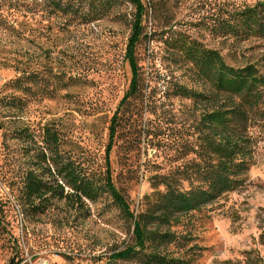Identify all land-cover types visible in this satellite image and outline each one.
<instances>
[{
	"label": "rangeland",
	"instance_id": "1",
	"mask_svg": "<svg viewBox=\"0 0 264 264\" xmlns=\"http://www.w3.org/2000/svg\"><path fill=\"white\" fill-rule=\"evenodd\" d=\"M89 3L102 5L101 0H81L78 5L86 7ZM214 3L170 0L168 5L175 16L173 38L184 34L219 51L228 64L250 63L264 75V40L222 41L204 30L203 23L214 19ZM131 17L132 6L125 0H115L110 12L104 11L88 25L55 14L40 0H26L15 7L0 0V97L12 93L3 85L22 71L29 77L37 75L45 86L42 93H36L37 86L31 84L27 94L13 92L24 109L21 114L0 118L4 123L0 150L4 133L15 172L18 161L23 162L20 148L27 145L14 139L16 130L26 126L40 142L41 129L52 126L61 139L63 155L79 163L89 177L104 175L108 126L131 79L124 59ZM162 23L157 14L149 13L145 18L146 37L134 50L139 91L119 110L108 157L112 181L134 214L145 210L146 198L152 192L151 177L174 163L172 154L156 142L159 126L169 129L172 137L176 130L184 133L198 109L190 100L172 96L171 91L166 94V84L160 82L157 89L165 97L154 111L153 105H148L147 93L163 74L171 83L196 91L205 89L165 36L161 37ZM251 133L256 144L245 184L195 215L188 227L190 235L185 226L171 229L177 236L191 239L187 248L192 249L185 257H193L192 264H264V127L253 128ZM85 207L87 218L76 221L75 214L69 212L64 220L63 212L71 210L58 202L38 223L24 225L15 212L12 234L19 247L0 239V264H108L113 251L131 243L129 223L106 194L94 203L86 202ZM9 211L17 209L11 206ZM169 251L174 256L185 254L175 248Z\"/></svg>",
	"mask_w": 264,
	"mask_h": 264
},
{
	"label": "trees",
	"instance_id": "2",
	"mask_svg": "<svg viewBox=\"0 0 264 264\" xmlns=\"http://www.w3.org/2000/svg\"><path fill=\"white\" fill-rule=\"evenodd\" d=\"M24 1L6 0V3L15 7L22 6ZM40 1L55 14L85 25L96 21L104 11L110 12L115 2L101 0L102 5L89 3L83 7L78 5L81 0ZM125 1L132 6L130 33L124 53L131 79L108 126L104 175L89 177L79 163L63 155L61 139L52 126L41 129L40 142L26 126L16 130L14 139L27 145L20 148L23 162L18 161V171L15 172L6 152L3 133L0 150V239L16 243L19 247L12 234L11 218L15 212L21 216L23 225L36 224L56 207V203L62 202L71 210L63 212L64 220L69 212L75 214L76 221L83 220L89 215L86 202L94 203L106 194L131 228V243L113 251L108 257V264H118V261L192 264L193 257H185L192 249L187 248L191 239L186 235L177 236L171 229L185 226L190 235L188 227L192 226L195 215L245 184L256 144L251 131L264 127V75L250 63L228 64L219 51L207 48L184 34L176 35L174 39L176 32L171 23L175 16L168 5L170 0ZM213 6L216 8L214 19L202 26L211 36L222 41L232 39L235 43L264 40V1L215 0ZM149 13L163 19L161 37L165 36L164 40L170 42L186 68L205 89L196 91L171 83L170 78L166 79L167 75L163 74L162 79H156L155 87L147 93L148 105H153L154 111L162 106V98L165 97L157 89L160 82L166 84V94L171 91L172 96L190 100L198 109H195L197 115L184 133L176 130L172 137L169 129L159 126L156 142L172 154L174 163L151 177L152 192L146 198L145 210L134 214L112 181L108 157L118 127L119 110L128 98L139 91L140 78L134 50L141 38L146 37L144 21ZM18 73L3 85L12 93L0 97V118L22 113L23 102L19 96H13V92L27 94L29 84L37 86L36 93L45 91L37 75L29 77L25 71L21 75V72ZM3 128L4 123L0 122V130ZM11 206L17 211H9ZM170 248L185 254L174 256Z\"/></svg>",
	"mask_w": 264,
	"mask_h": 264
}]
</instances>
